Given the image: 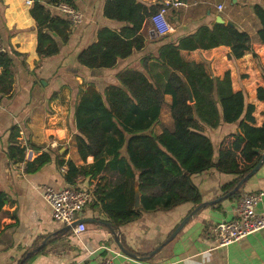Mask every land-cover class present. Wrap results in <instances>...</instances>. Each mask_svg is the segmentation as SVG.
<instances>
[{"label": "crops", "instance_id": "crops-1", "mask_svg": "<svg viewBox=\"0 0 264 264\" xmlns=\"http://www.w3.org/2000/svg\"><path fill=\"white\" fill-rule=\"evenodd\" d=\"M143 1L159 3V0ZM262 1L181 0L183 5L167 13L171 26L168 34L154 38L149 35L140 50L118 60L112 68L95 70L78 65L77 54L96 41L100 28L117 31L126 25L103 16L105 0H72V6L83 14V19L71 26L66 41L56 38L57 54L45 59H40L36 52L37 27L29 14L32 3L0 0V46L4 52L16 53L11 57V88L8 94L0 95V192L5 197V205L0 211V264H99L106 256L113 257L115 264H264V229L227 247H217L209 232L210 226L237 218L235 208L242 196L264 193V161L242 184L238 197L222 198L207 205L164 244L193 208L223 196L221 186L236 175L215 169L194 174L191 180L200 196L198 204L186 202L170 210L161 207L145 210L136 200L139 187L137 171L127 155L128 133L124 131L120 136L110 132L111 142L99 166L92 155L85 159L80 157L76 146L79 132L74 118L85 89L93 85L102 92L107 86L118 83L117 74L121 71H140L163 87L169 69L157 60L159 46L175 43L200 25L217 22V17L225 24L230 22L247 32L251 43H259L260 23L253 13V6H262ZM218 5L222 6L221 10L217 9ZM50 8L52 16L67 18ZM149 31L147 19L143 32L148 34ZM228 65L233 92H246L247 101L255 106L253 125L261 126L264 100L257 99L256 89L259 86L264 89V81L256 59L250 51H245L242 57L228 60ZM171 105V95L164 94L158 120L146 133L159 135L164 130L173 131ZM12 128L17 129L16 144L25 150L24 158L17 162L9 160L6 154L12 145ZM232 130L231 125L217 129L204 127V132L213 141L215 160L220 141ZM43 153L46 156L37 161ZM67 161L82 170L73 183L65 179ZM78 179L80 187L91 192L80 218L95 220L94 223L84 222L85 231L78 236L70 230L23 259L46 236L65 227L53 220L51 208L42 198L40 188L45 185L62 188L76 184ZM132 199L135 210H141L139 216L119 224ZM257 210L264 215V195ZM12 220V225L3 227ZM104 223L115 227L119 240H124L137 257L144 259L125 255Z\"/></svg>", "mask_w": 264, "mask_h": 264}, {"label": "trees", "instance_id": "trees-1", "mask_svg": "<svg viewBox=\"0 0 264 264\" xmlns=\"http://www.w3.org/2000/svg\"><path fill=\"white\" fill-rule=\"evenodd\" d=\"M60 1L73 4L72 0H32L29 8L37 27L36 52L40 59L57 54L56 38L63 42L68 39L71 21L52 16L50 10ZM158 8L159 5L143 0H105L103 16L126 25L117 31L100 28L96 41L77 54V64L87 69H108L143 48L149 36L143 32V24ZM253 13L260 23L259 43H251L248 33L233 24L214 22L200 25L175 43L160 45L157 60L169 69L163 87L132 69L119 72L118 83L107 86L102 92L89 85L74 115L80 157L85 159L92 155L101 166L111 142L110 132L122 136L126 131L128 159L137 171L139 196L136 200L142 203L143 209L170 210L186 202L198 204L200 196L191 176L210 169L236 175L221 186L222 193H228L264 153V122L259 127L253 125L255 106L247 101L246 92H233L228 65V60L238 59L245 51H250L264 81V0L262 6H253ZM15 54L0 53L2 94H8L12 85L11 57ZM186 85L191 91L192 103H189ZM164 94L172 97L170 113L174 129L164 130L159 135L146 133L158 120ZM256 95L258 100H264L263 87H257ZM223 125H231L233 130L220 141L215 160L213 141L204 127L217 129ZM17 136V129L12 128V145L6 154L13 162L22 160L25 155L24 148L16 144ZM45 156L43 153L37 161ZM58 163L63 164V161ZM67 166L65 179L73 183L82 170L71 161H67ZM239 194L240 189L229 198ZM133 202L132 199L128 210H124L119 224L139 216L141 210H135ZM4 205L5 197L0 192V211ZM12 224L13 220L3 227ZM121 243L135 254L124 240Z\"/></svg>", "mask_w": 264, "mask_h": 264}, {"label": "built area", "instance_id": "built-area-1", "mask_svg": "<svg viewBox=\"0 0 264 264\" xmlns=\"http://www.w3.org/2000/svg\"><path fill=\"white\" fill-rule=\"evenodd\" d=\"M31 3L32 0H26L27 5ZM158 5L159 8L148 17V22L150 30L153 31L154 35L161 37L168 34L171 30L167 13L169 10L183 5V3L181 0H159ZM51 7L58 14L66 16L72 25L80 23L83 19V14L66 2L60 1ZM217 9L221 10L222 6L218 5ZM2 52H4V49L0 46V53ZM1 72L2 66L0 65V75ZM80 186L78 179L76 184H70L62 188H53L48 185L40 188L42 198L51 208L53 220L62 226H71L75 221L82 219L80 218L81 213H83L91 197V192ZM263 195L264 193L260 191L242 196L235 208L237 215L235 220L220 222L210 226L209 232L213 236L217 247H227L264 229V215L257 210V206L263 200ZM85 228V223L82 222L76 224L71 230L78 236L81 232L85 231ZM69 264L77 263L73 262ZM99 264H115V262L113 257L106 256Z\"/></svg>", "mask_w": 264, "mask_h": 264}, {"label": "water", "instance_id": "water-1", "mask_svg": "<svg viewBox=\"0 0 264 264\" xmlns=\"http://www.w3.org/2000/svg\"><path fill=\"white\" fill-rule=\"evenodd\" d=\"M217 22L218 23H224V21L220 18V17H217ZM227 25H231L230 22H227L226 23ZM149 35L151 38H154L156 37V35H154L153 31H149ZM186 90H187V93H188V97H189V102L192 103L193 102V97H192V94H191V91L189 89V87L186 85ZM190 118H193V115H190ZM255 151H257V149H255ZM263 161H264V153L262 154L261 156V159L259 160V162L254 166V168H252L247 174H245L239 181L238 183L226 194H224L223 196L217 198L216 200L214 201H211V202H204V203H201L199 205H197L195 208H193L189 214L187 216H185L181 222L178 224V226L174 229V231L169 235V237L167 238V240L164 242V244H166L167 242H169L170 240H172L176 234L187 224V222L195 215H197L204 207H206L207 205H211L212 203L214 202H217L219 201L220 199L222 198H226V197H229L230 195L234 194L235 192H237L240 187L242 186L243 183H245L251 176H253L257 171L258 169L262 166L263 164ZM136 193H138V189H136ZM138 196V194H137ZM136 196V198H137ZM91 221V222H90ZM95 220H87V219H80L78 221H75L71 226H65L63 228H61L60 230H57L55 232H53L52 234L46 236L41 242L40 244L33 248L32 250H30L29 252L26 253V255L24 256L23 259L33 255L35 252L39 251L41 248L45 247L47 244H49V242L51 240H53L54 238H56L57 236H61L65 233H67L68 231L71 230L72 227H74L76 224H79V223H82V222H86V223H94ZM104 225L109 229V231L111 232V234L114 236V241L115 243L117 244L118 248L125 254V255H128L132 258H135V259H144V257H137L136 254L128 251L121 243V241L119 240V237L117 235V232L115 230V227L111 226V224H107V223H104ZM160 247V246H159ZM159 247L157 249H159Z\"/></svg>", "mask_w": 264, "mask_h": 264}, {"label": "rangeland", "instance_id": "rangeland-1", "mask_svg": "<svg viewBox=\"0 0 264 264\" xmlns=\"http://www.w3.org/2000/svg\"><path fill=\"white\" fill-rule=\"evenodd\" d=\"M188 1V0H187ZM147 30H148V28H147ZM255 59V58H254ZM257 66H258V64H257ZM259 68V67H258ZM259 71H260V69H259ZM260 74H261V72H260ZM262 78V77H261Z\"/></svg>", "mask_w": 264, "mask_h": 264}]
</instances>
